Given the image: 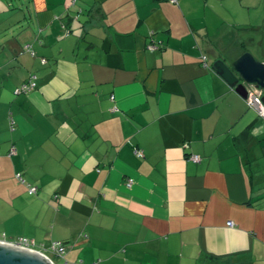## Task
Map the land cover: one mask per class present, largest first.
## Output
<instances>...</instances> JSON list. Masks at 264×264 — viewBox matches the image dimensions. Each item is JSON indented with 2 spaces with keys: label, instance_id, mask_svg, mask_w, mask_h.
<instances>
[{
  "label": "crops",
  "instance_id": "0c3cea01",
  "mask_svg": "<svg viewBox=\"0 0 264 264\" xmlns=\"http://www.w3.org/2000/svg\"><path fill=\"white\" fill-rule=\"evenodd\" d=\"M243 51L264 62V0H0V237L264 264V118L211 69Z\"/></svg>",
  "mask_w": 264,
  "mask_h": 264
},
{
  "label": "water",
  "instance_id": "95a60500",
  "mask_svg": "<svg viewBox=\"0 0 264 264\" xmlns=\"http://www.w3.org/2000/svg\"><path fill=\"white\" fill-rule=\"evenodd\" d=\"M211 69L245 100L248 88L260 90L262 92L260 100L264 103V62L256 59L251 52L243 51L228 63L223 59H216L212 62ZM0 264H53V262L37 249L0 240Z\"/></svg>",
  "mask_w": 264,
  "mask_h": 264
},
{
  "label": "built area",
  "instance_id": "2783aa9c",
  "mask_svg": "<svg viewBox=\"0 0 264 264\" xmlns=\"http://www.w3.org/2000/svg\"><path fill=\"white\" fill-rule=\"evenodd\" d=\"M170 2L172 3H175L177 0H169ZM155 48V45H151L149 47V49H153ZM202 60H203V64L206 65V55H202L201 56ZM35 85V76H31L29 78V81L25 82L21 87H20V91L21 90H28L30 88H32L33 86ZM262 96V92L254 87H250L248 88V95H247V104L253 108L257 114L260 116V117H263L264 118V103L260 100V97ZM9 153L13 154L15 153V147H11L9 149ZM192 158L194 160H198V157L193 155ZM131 183V180L128 181V184L127 185H130ZM28 191L29 192H35L36 191V187L33 186V185H28ZM233 222L232 221H228L227 222V225H232ZM0 240H3V241H8L6 239H4L3 237H0ZM10 243H13V244H16V245H19V246H22V247H27V248H33V241L31 239H28L26 237H19L15 240H11L9 241ZM52 248L53 250H55V252L58 254V255H62V253L64 252L65 248H66V245L63 243V242H55V243H52Z\"/></svg>",
  "mask_w": 264,
  "mask_h": 264
},
{
  "label": "rangeland",
  "instance_id": "374dc122",
  "mask_svg": "<svg viewBox=\"0 0 264 264\" xmlns=\"http://www.w3.org/2000/svg\"><path fill=\"white\" fill-rule=\"evenodd\" d=\"M258 36V38H259V35H257ZM12 240V239H11ZM35 246H37V245H35ZM41 249H44L43 247H41V246H39ZM44 250H46V249H44ZM49 256H51L52 257V259L54 260V263L53 264H60V261H59V259L56 257V256H54V255H52V254H50L49 253Z\"/></svg>",
  "mask_w": 264,
  "mask_h": 264
},
{
  "label": "trees",
  "instance_id": "16d2710c",
  "mask_svg": "<svg viewBox=\"0 0 264 264\" xmlns=\"http://www.w3.org/2000/svg\"><path fill=\"white\" fill-rule=\"evenodd\" d=\"M247 132V130L244 132V134Z\"/></svg>",
  "mask_w": 264,
  "mask_h": 264
}]
</instances>
